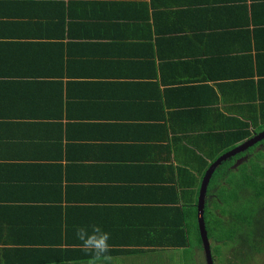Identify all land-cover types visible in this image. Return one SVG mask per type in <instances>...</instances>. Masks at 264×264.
<instances>
[{
	"label": "crops",
	"instance_id": "1",
	"mask_svg": "<svg viewBox=\"0 0 264 264\" xmlns=\"http://www.w3.org/2000/svg\"><path fill=\"white\" fill-rule=\"evenodd\" d=\"M255 113L264 0H0V264H84L85 222L104 264H190L185 168Z\"/></svg>",
	"mask_w": 264,
	"mask_h": 264
},
{
	"label": "trees",
	"instance_id": "2",
	"mask_svg": "<svg viewBox=\"0 0 264 264\" xmlns=\"http://www.w3.org/2000/svg\"><path fill=\"white\" fill-rule=\"evenodd\" d=\"M260 116L261 114L255 113L252 118L254 130L249 128L250 124L246 120L231 117L233 124L230 128H224L217 134L211 132L204 134L205 142L203 140L199 144L203 153H196L194 161L190 164L192 169L185 168L189 182H184L182 187L190 191L183 192L185 195L189 194L191 200L195 196L198 198L194 202V209L192 205L186 206L183 211L179 209L182 227L177 228L175 234L182 236H177L176 245H190L191 250L204 251L197 205L200 196L199 188L210 165L209 160L213 161L224 152L254 136L255 133L264 130V120L260 123ZM261 117L264 118V116ZM214 138H219L218 142H213ZM174 197L176 202L179 201L178 194H174ZM212 210L219 211L220 217L213 214ZM205 218L209 241L214 239L222 264H264V137L223 160L216 167L208 185ZM253 232L257 237L256 243L254 242V246L250 249L251 256L250 259L248 258L250 260L248 263L243 256L245 254L242 255L245 248L243 244ZM221 246L225 250H221ZM82 255L81 258L75 257L74 262L86 264L87 257Z\"/></svg>",
	"mask_w": 264,
	"mask_h": 264
},
{
	"label": "clouds",
	"instance_id": "3",
	"mask_svg": "<svg viewBox=\"0 0 264 264\" xmlns=\"http://www.w3.org/2000/svg\"><path fill=\"white\" fill-rule=\"evenodd\" d=\"M74 236L87 257V264H104L110 259L111 231L100 222H85L77 225Z\"/></svg>",
	"mask_w": 264,
	"mask_h": 264
},
{
	"label": "water",
	"instance_id": "4",
	"mask_svg": "<svg viewBox=\"0 0 264 264\" xmlns=\"http://www.w3.org/2000/svg\"><path fill=\"white\" fill-rule=\"evenodd\" d=\"M264 137V131L254 135L253 137L249 138L245 142L233 147L232 149L224 152L220 156H218L213 162L210 163L208 166V169L205 173V176L202 181L201 189H200V196H199V203H198V221H199V227H200V233L203 240V245L205 249V253L207 256V263L208 264H214L212 259V253H211V245L208 238V230L206 227V218H205V212H206V197L208 193V185L210 183V179L212 177V174L214 173L216 167L223 161L226 160L228 157L236 154L237 152H240L241 150L247 148L248 146L252 145L257 140H260Z\"/></svg>",
	"mask_w": 264,
	"mask_h": 264
},
{
	"label": "rangeland",
	"instance_id": "5",
	"mask_svg": "<svg viewBox=\"0 0 264 264\" xmlns=\"http://www.w3.org/2000/svg\"><path fill=\"white\" fill-rule=\"evenodd\" d=\"M242 159H240V161H241ZM240 161H237V162H240ZM239 164V163H238ZM211 201V200H210ZM210 204V203H209ZM213 211V214H215V215H218L219 217H220V213H219V211H217V210H212ZM256 237H257V235H256V233L255 232H253L252 234H250V237H248L249 239H247V241L243 244V246L245 247V248H243V251H242V255L243 254H245V255H243L244 256V258L247 260V262L249 263L250 262V260H248V258L250 259V256H251V254H250V249H251V247H253L254 245V242L256 243ZM214 239H210V245H211V250H212V255H213V262H214V264H222V261L219 259V257H218V252H217V248H216V245L214 244V241H213ZM252 243V244H251ZM249 244H250V247H249ZM219 249H220V246L218 247ZM237 249V248H236ZM248 249V250H247ZM221 250H225V248H223L222 246H221ZM189 255H190V259H189V262H190V264H192L194 261H192L191 260V256H195L196 257V259H197V263L198 264H207V256H205V252L203 251V250H198V249H196L195 251H194V249H192L191 251H190V253H189ZM199 258V259H198Z\"/></svg>",
	"mask_w": 264,
	"mask_h": 264
}]
</instances>
